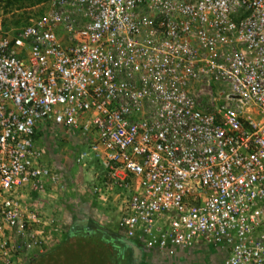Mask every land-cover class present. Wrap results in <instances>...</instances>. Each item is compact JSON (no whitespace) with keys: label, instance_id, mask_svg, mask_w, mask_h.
<instances>
[{"label":"built area","instance_id":"1","mask_svg":"<svg viewBox=\"0 0 264 264\" xmlns=\"http://www.w3.org/2000/svg\"><path fill=\"white\" fill-rule=\"evenodd\" d=\"M43 7L0 38V262L44 252L50 220L22 194L62 188L44 129L161 264L209 246L264 264V0Z\"/></svg>","mask_w":264,"mask_h":264},{"label":"rangeland","instance_id":"2","mask_svg":"<svg viewBox=\"0 0 264 264\" xmlns=\"http://www.w3.org/2000/svg\"><path fill=\"white\" fill-rule=\"evenodd\" d=\"M30 1L32 3H28L20 10L5 8L3 3L0 4V38L17 34L24 24L44 11L45 0ZM57 153L66 162H69L73 156L71 151H67L63 147L59 148ZM77 168L70 167V169L61 172L62 178L64 175L67 180V183H63L62 188L55 186L34 197L43 220L46 219L48 222L50 220L48 227H39L45 239L43 251L48 250L60 240L63 234L72 226L74 220L85 219L86 225H90V221H94L112 231L116 229V215L112 210L109 198L94 193L95 179L91 171H83ZM85 203L87 206L84 205ZM77 208H80L81 214L75 212ZM119 249L115 246L112 248L114 252L120 253L121 250ZM145 256L148 261L151 260L149 256ZM30 260L24 263L28 264ZM110 261H114L113 264H120L117 257L115 259L111 258ZM0 264L4 263L0 262Z\"/></svg>","mask_w":264,"mask_h":264},{"label":"trees","instance_id":"3","mask_svg":"<svg viewBox=\"0 0 264 264\" xmlns=\"http://www.w3.org/2000/svg\"><path fill=\"white\" fill-rule=\"evenodd\" d=\"M1 3L5 8L20 10L32 2L30 0H0ZM90 222V225L77 226L75 229L71 226L50 249L34 257L28 264H113L114 261L111 262L110 259L116 257L120 264H161L151 256L150 263L145 256V250L122 237L116 229L112 231L100 223ZM126 241L139 247L135 257H133L132 249L126 245ZM114 246L120 248V253L112 250Z\"/></svg>","mask_w":264,"mask_h":264},{"label":"crops","instance_id":"4","mask_svg":"<svg viewBox=\"0 0 264 264\" xmlns=\"http://www.w3.org/2000/svg\"><path fill=\"white\" fill-rule=\"evenodd\" d=\"M41 132L43 134L42 135L43 136L42 144L48 148L46 158H47V161H48V164L50 165V167L52 169L56 170V172H58L61 176H62V174H61L62 171L68 170V169H70V167L77 168L73 165L72 159L69 162H66V160H62L61 155H58V153H57V150L59 148H62V147L64 149H67V151H71L73 149V146H76V147L78 146L77 142L75 140H71V139H64V141L60 142V141L51 139L50 136L46 134V131L44 129ZM75 149H77V148H75ZM65 163H67V164H65ZM92 168H93V165L92 166L88 165L84 169L79 168V170H83V171L89 170V171L93 172ZM62 180H63V183L64 182L67 183V180L64 178V175H63ZM22 194L25 196V198H27L28 202H34V200H35L34 197L38 196V194L29 193L27 190H24L22 192ZM113 198H114V196H113ZM113 198L111 199V197H110L109 200L111 202L112 210H113V212H115V215H116L115 220L117 221L118 212H117V209L115 206V202L112 201ZM84 205L87 206L86 203ZM79 209L80 208L75 209V212H79L81 214V211ZM82 225L86 226L85 219L74 220L73 224H72V228L75 229L77 226H82ZM144 253H145V255L149 256V258H151L147 251H144ZM179 254H180V256H178V259L181 261L180 262L181 264H221V262H222V260H221L222 254L217 249L213 248L212 246H209L208 248H205V247L197 248V250L195 251L194 257L190 256L191 254H186L184 252H181ZM147 260H148V258H147ZM151 261L152 260H150L149 262L151 263Z\"/></svg>","mask_w":264,"mask_h":264},{"label":"water","instance_id":"5","mask_svg":"<svg viewBox=\"0 0 264 264\" xmlns=\"http://www.w3.org/2000/svg\"><path fill=\"white\" fill-rule=\"evenodd\" d=\"M125 243H126V245H127L128 247H130L135 253H137L136 251H138V248H137L136 245H134L132 242H129V241H126Z\"/></svg>","mask_w":264,"mask_h":264},{"label":"flooded vegetation","instance_id":"6","mask_svg":"<svg viewBox=\"0 0 264 264\" xmlns=\"http://www.w3.org/2000/svg\"><path fill=\"white\" fill-rule=\"evenodd\" d=\"M138 248V251H139V247H137ZM141 248V247H140ZM138 251H136V252H138ZM143 251H144V249H143ZM132 252L134 253L133 254V257H135L136 256V253L132 250Z\"/></svg>","mask_w":264,"mask_h":264}]
</instances>
